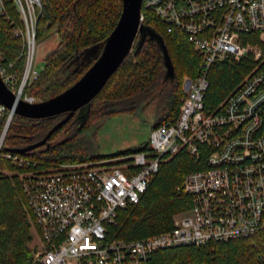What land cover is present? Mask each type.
I'll use <instances>...</instances> for the list:
<instances>
[{
    "label": "built area",
    "instance_id": "obj_1",
    "mask_svg": "<svg viewBox=\"0 0 264 264\" xmlns=\"http://www.w3.org/2000/svg\"><path fill=\"white\" fill-rule=\"evenodd\" d=\"M23 27L14 33L26 45L22 80L15 87L0 59V76L22 98L25 86L39 76L35 51L41 0H15ZM169 32L187 34L202 55L196 77L186 76L179 116L153 128L147 148L121 165L48 173H22L21 183L44 245L36 264H149L152 253L181 246H201L254 237L264 232V53L243 35L264 32V0H143ZM0 13H5L0 0ZM145 15L141 14V21ZM252 56L255 70L216 109L205 107L211 66L227 57ZM23 99L36 102L35 98ZM8 108L0 102V113ZM8 122L14 115L9 110ZM8 125L0 138V157L28 165L16 153L2 154ZM211 149L208 168L189 173L183 183L192 208L175 217L170 231L133 241L107 240V227L119 210L137 204L162 159L186 150L199 158ZM113 161V160H112ZM264 258V255L261 256Z\"/></svg>",
    "mask_w": 264,
    "mask_h": 264
},
{
    "label": "trees",
    "instance_id": "obj_2",
    "mask_svg": "<svg viewBox=\"0 0 264 264\" xmlns=\"http://www.w3.org/2000/svg\"><path fill=\"white\" fill-rule=\"evenodd\" d=\"M2 1L5 13H0V59L8 74L15 76V87L18 88L25 71L26 45L14 30L24 28V24L15 0ZM41 2L36 42L41 43L52 35L59 40L57 46L47 53L45 67L39 76L23 90L22 98L29 96L36 101L62 93L84 75L100 56L102 45L117 25L123 9V0ZM142 13L145 15L142 23L151 32L136 49L141 39L139 33L132 52L92 100L86 117L82 118V113L76 111L45 145L23 154L16 153L26 159L28 165L19 166L0 157V264H35L32 230L33 226L38 231L39 228L31 215L20 174L48 173L63 164L102 161L115 164L113 161L118 158L145 150L148 142L113 155L97 154V135L106 120L126 113L144 114L151 105L156 109L153 128L179 116L185 95L184 78L199 74L202 55L187 34L180 30L169 32L166 24L150 8L143 5ZM157 34L163 38L169 51L175 68L174 77L167 76L165 55ZM243 39L259 45L264 53L261 33H246ZM256 66L258 63L252 56L239 60L227 57L215 62L208 75L210 87L205 96V107L218 108ZM259 69H264V59ZM8 115V109L0 113V136ZM64 116L34 119L14 114L2 154L41 141ZM210 150L203 147L199 158L186 150L171 157L165 156L140 201L119 210L117 220L108 224L107 240H140L172 230L175 217L189 211L194 202L184 190V179L189 173L209 167L207 157ZM262 255L264 232L246 239L158 250L149 257V264H264Z\"/></svg>",
    "mask_w": 264,
    "mask_h": 264
},
{
    "label": "water",
    "instance_id": "obj_3",
    "mask_svg": "<svg viewBox=\"0 0 264 264\" xmlns=\"http://www.w3.org/2000/svg\"><path fill=\"white\" fill-rule=\"evenodd\" d=\"M142 6L143 0H123V9L119 21L102 45L100 56L78 81L48 100L29 102L16 94L0 76V102L12 110L14 114L34 119L65 114L41 141L21 149L12 150V152L23 154L45 145L51 135L65 125L76 111L82 113V118L86 117L92 100L132 52L139 33L141 39L136 49L142 46L146 34L151 32L141 21ZM156 37L165 55L167 76L174 77L175 68L167 46L160 35L157 34ZM95 50V52L98 51L97 46Z\"/></svg>",
    "mask_w": 264,
    "mask_h": 264
},
{
    "label": "rangeland",
    "instance_id": "obj_4",
    "mask_svg": "<svg viewBox=\"0 0 264 264\" xmlns=\"http://www.w3.org/2000/svg\"><path fill=\"white\" fill-rule=\"evenodd\" d=\"M58 40L59 39L56 35H52L49 39H46L41 43H36V51H35L36 53H35V62H34V67L36 71L41 72L44 69L46 55L49 51H51L53 48L57 46ZM153 107L155 108L154 105H151L149 109L144 112V114L130 115L126 113V114H120L114 116L106 120L103 123L102 128L97 135V142H98V147L96 149L97 154L107 155V156L113 155L123 150L140 146L148 142L150 139L151 131L153 129L152 123L153 124L155 123L153 116L156 109H154ZM13 116L11 120L8 122V124H7L8 121L7 118L1 136L3 135V132L7 127V125L9 129ZM8 129L6 131V134L8 132ZM117 161L120 160L113 161L115 165H121L118 164ZM98 163L99 162L89 163L87 166H96ZM80 166L81 164H63L51 170L50 172L55 173L63 170L75 169ZM6 172L9 173L8 170H6ZM179 215L181 216L183 215V213L178 214L176 217H178ZM32 231L34 234V239L33 242L31 243V246L34 250V257H35L37 252L43 250L44 245L38 229L35 226H33Z\"/></svg>",
    "mask_w": 264,
    "mask_h": 264
},
{
    "label": "crops",
    "instance_id": "obj_5",
    "mask_svg": "<svg viewBox=\"0 0 264 264\" xmlns=\"http://www.w3.org/2000/svg\"><path fill=\"white\" fill-rule=\"evenodd\" d=\"M261 38L264 41V32L261 33Z\"/></svg>",
    "mask_w": 264,
    "mask_h": 264
}]
</instances>
